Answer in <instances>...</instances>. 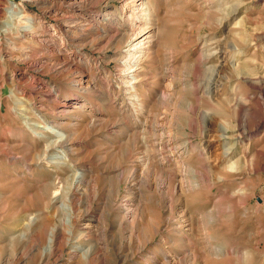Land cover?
I'll return each mask as SVG.
<instances>
[{
	"label": "rangeland",
	"instance_id": "374dc122",
	"mask_svg": "<svg viewBox=\"0 0 264 264\" xmlns=\"http://www.w3.org/2000/svg\"><path fill=\"white\" fill-rule=\"evenodd\" d=\"M76 2L0 0V264H40L45 243L35 233L43 225L63 234L59 264H77L71 238L80 229H66L56 212L69 172L35 165L44 144L23 130L26 122L40 124L39 116L51 121L67 99L63 130L82 131L72 161L92 168L101 187L120 181L118 195L94 202L99 224L91 240L75 245L97 249L93 264H264V0ZM9 8L32 19L31 29L10 18ZM129 23L130 32L153 36L137 67L143 111L124 91L122 46L105 43ZM80 77L82 87L97 82V91L76 93ZM106 92L125 98L131 113L109 109ZM76 100L83 107L73 109ZM105 121L116 124L113 135ZM124 130L130 138L145 130L146 138L123 152ZM155 139L168 161L142 173L138 158L154 164ZM119 169L131 182L117 179ZM80 197L83 210L90 196ZM112 198L118 210L106 205ZM125 206L140 214L127 227L118 218Z\"/></svg>",
	"mask_w": 264,
	"mask_h": 264
},
{
	"label": "bare ground",
	"instance_id": "6f19581e",
	"mask_svg": "<svg viewBox=\"0 0 264 264\" xmlns=\"http://www.w3.org/2000/svg\"><path fill=\"white\" fill-rule=\"evenodd\" d=\"M76 1H77L76 3H72L75 6H77L78 4H81V3H85L88 0H76ZM144 5L145 4H142V7H144ZM7 13H8L10 18L14 17V18H17V20L18 19H24L25 22L29 23V25L25 26V28L31 29L32 24H33L32 19L26 18L23 15L20 16L19 14L14 12L13 8L7 9ZM128 25L129 26L124 27L123 33H120L118 35L117 34L111 35V36H108L106 38L104 37V38L106 40V42H105L106 45L112 43L113 41H118L120 43V45L122 46L121 47L122 49L118 52V54L127 56L126 61L124 62L127 66V69L125 72V77L130 80V81L128 80L127 82L125 81L126 83L123 84V86L125 88L124 91H126L127 94H129L128 95L129 98H132V99H127V100H129V103H134V104L139 105L138 106L139 111H143L141 104L138 103V102H140L138 99V95L135 94L136 93L135 87H136V83H137L136 79L138 77V70H139L137 67L145 55L147 45L150 43L149 40H151L153 38V36L148 35L149 30L146 31L145 29H141L138 32H130V29H132L130 27H133V26H131L130 23ZM140 28H142V27H140ZM125 30H126V32H125ZM94 78H96V77H94ZM82 82H83L82 77H80L78 79V82L74 85V90L76 93H81L83 91H87L88 89H93V91H95V92L97 91L96 90V87H97L96 83L97 82L94 83V81H92V82H90L91 85L87 86V87H82ZM107 88L110 89L109 84H107ZM99 91H101V90H99ZM106 93H107V98H108V102H109L108 107H109V109L116 112V114L117 113L125 114L127 111L130 112L132 110V109L129 110L130 108L128 107V104L124 103L126 101L125 98H123L122 100H119L117 97L116 98H113V97L110 98V93L109 92H106ZM44 95H45V97H47L49 99L54 97L53 91L49 90V89L44 92ZM125 95H126V93H125ZM74 96H77V95H74ZM67 102L69 103L70 100L67 99L63 103V107L62 106L60 108L56 107V111L54 110L55 113L52 115L51 121H47L46 118L39 116V118L42 119V122L40 124L39 123L26 122V129H23V130H27L24 132L25 135H30L34 139L37 138L38 140H40L44 144L42 151L37 155V163L35 165L42 164V163L53 164V165H56L58 167H65L68 170L69 174L64 178L63 181H60V184L62 185V187L59 188L61 196H59L60 197L59 202L56 205V212L57 211L61 212V214L64 216V217L62 216V219H59L60 220L59 222L62 226H68L69 227L66 229H70V228L71 229L72 228H74V229L79 228L80 229V233H79V234H81V235H79L80 237H78L76 240H74L73 237L71 238L72 243L74 242L73 243V249L75 248L74 250L77 253V254L75 253V259L77 260V264H80L82 261L85 262L86 264H93L98 259V256L100 255V254L98 255L97 249L92 250L91 248L88 249L87 247L82 246V245L81 246H75V245H76L78 239L89 240L94 235V232L96 231L94 229L97 228L96 226H97V223L99 222V219L97 217L92 216V214H91L92 211L95 210L94 202H95V200L99 199L100 197H104V196L106 197L107 193L108 194L114 193V195L115 194L118 195L121 192V188L119 186L120 181L115 182L116 185H114V186H111V184L109 186H106L107 185L106 184L103 187H101V186H99V177H98V175L97 176L95 175L96 173H94L92 168H90V167L78 168V166H76L74 164V162L71 159L72 158L71 155L75 153L74 152L75 149H78L81 146V134H82L81 132L82 131L80 132L78 130L77 132L76 131H74V132L70 131V132L66 133L63 130L64 128L67 129L68 128L67 126L70 124V123L69 124L66 123V121H65V114L67 113V110L65 108L69 107L67 105ZM0 103H1V100H0ZM59 105H61V104H59ZM76 105H78V107L73 106L72 108L76 109V108L83 107L84 101L76 100ZM95 111L99 112V110H94L93 112H95ZM95 121L96 120H90L88 122V124L87 123L86 124L88 126L94 125ZM101 121H103V120H101ZM100 122L98 124H100ZM103 124L105 126L106 133L108 135H111V134L113 135V133L115 132L114 127L116 124L108 123L107 121H105ZM125 132L126 131L124 130L122 133H120V134H122V136L124 138L127 139V141L124 143V145L121 146V149H120L123 152L126 150V148L128 147V144H130V142H132L131 145L134 147L137 139L139 140L140 137L142 138V140H143V138H146L145 137V133H146L145 130L138 131L131 138H130V136L126 135ZM223 133H224V130H223L222 134ZM243 134H244V132H241V135H243ZM141 138H140V140H141ZM152 138H153V136H152ZM220 138H223V135H221ZM155 140L156 141H154V143H153V148H154L157 156L154 155L152 158V161L155 165L151 163L152 164V166H151V164L149 162L150 160H148V158L147 159H145L144 157L138 158V160L140 162L139 164L142 167V169H141L142 173L145 171L146 172L150 171L151 173L153 171H157V169H159V168H157V166L159 163L162 162V160L168 161V158H163V156H162L164 145L161 142H158L157 139H155ZM205 148H206V146H205ZM227 153H228L227 151H224V155H227ZM125 155H127V151H126ZM32 164H33V162H32ZM32 164L26 165V170H31L30 168H31ZM124 174H125V172L123 170H121V169L117 170V179L118 180L121 179L123 182H126V180H129L130 176L125 177ZM126 174H127V172H126ZM129 182H131V181L129 180ZM127 190H129V189H127ZM80 196H86V197L90 196L89 199L85 198V200H87V202H84V203H86V206H84L85 208L83 210L78 208V206H79L78 202L80 200L77 202V198ZM61 197H62V199H61ZM80 199H81V197H80ZM106 200L108 201V199H106ZM107 201H106V205L109 206L112 210L113 209L118 210L119 206H121V205L118 206V204L117 205L115 204L116 200L114 198L109 199V202H107ZM96 203H98V201ZM100 203L104 205L103 202H100ZM123 203H125V202H123ZM81 204L82 203H80V205ZM136 207L137 206H135L134 208L133 207L130 208L128 206L125 209L123 208L121 210V211H123V213L120 214V212H118V214L120 215L118 217L120 219L119 225L123 224L127 227L128 224H133V222H135L138 219L140 214H139V210ZM105 210L107 211V209H105ZM104 219H105V217H104ZM34 224H35V219H33L31 222H29V224H27V230L31 229V227L34 226ZM125 226H123L124 229L126 228ZM120 228H122V227H120ZM55 230H56V226L53 228H51V227L48 228L47 226H44V225L40 226V228L37 231L35 230L36 231L35 238L38 241H40V242L44 241V243H45L44 254L41 256V259L39 262L40 264H59L65 258L64 247L59 246L60 243H62L60 241L63 239V236H62L63 234L58 233ZM98 231H100V230H98ZM68 235H72L71 230L68 231ZM102 235H104V234H102ZM38 245L39 244L37 243V246ZM22 255L23 254L21 253L20 256H22ZM73 255H74V253L71 254V257H70L71 259L73 258L72 257ZM16 260H19V258H16ZM8 261H6L4 263L5 264H12V262H8Z\"/></svg>",
	"mask_w": 264,
	"mask_h": 264
}]
</instances>
